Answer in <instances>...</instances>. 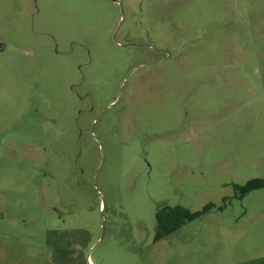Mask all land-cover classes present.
<instances>
[{
	"label": "rangeland",
	"instance_id": "rangeland-1",
	"mask_svg": "<svg viewBox=\"0 0 264 264\" xmlns=\"http://www.w3.org/2000/svg\"><path fill=\"white\" fill-rule=\"evenodd\" d=\"M0 264H264V0H0Z\"/></svg>",
	"mask_w": 264,
	"mask_h": 264
},
{
	"label": "trees",
	"instance_id": "trees-1",
	"mask_svg": "<svg viewBox=\"0 0 264 264\" xmlns=\"http://www.w3.org/2000/svg\"><path fill=\"white\" fill-rule=\"evenodd\" d=\"M257 181L250 182L245 187L247 192L257 189L258 187H262L263 184H257ZM203 212H195L192 213L186 208L177 206L173 208H165L164 210L157 213L156 218L158 222V229L156 233V241H160L180 228H182L186 223L192 222L202 216Z\"/></svg>",
	"mask_w": 264,
	"mask_h": 264
}]
</instances>
